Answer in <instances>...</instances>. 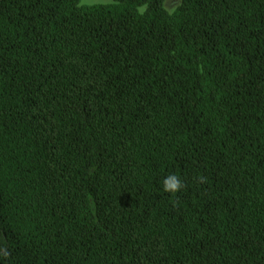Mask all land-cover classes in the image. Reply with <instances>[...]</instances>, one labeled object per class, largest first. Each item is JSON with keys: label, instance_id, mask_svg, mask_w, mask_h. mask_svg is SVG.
Masks as SVG:
<instances>
[{"label": "trees", "instance_id": "1", "mask_svg": "<svg viewBox=\"0 0 264 264\" xmlns=\"http://www.w3.org/2000/svg\"><path fill=\"white\" fill-rule=\"evenodd\" d=\"M81 1L0 0V264H264V0Z\"/></svg>", "mask_w": 264, "mask_h": 264}, {"label": "clouds", "instance_id": "2", "mask_svg": "<svg viewBox=\"0 0 264 264\" xmlns=\"http://www.w3.org/2000/svg\"><path fill=\"white\" fill-rule=\"evenodd\" d=\"M146 5L140 7V11L145 10ZM183 187L181 179L175 175L171 174L165 177L163 181V189L168 192H177Z\"/></svg>", "mask_w": 264, "mask_h": 264}, {"label": "rangeland", "instance_id": "3", "mask_svg": "<svg viewBox=\"0 0 264 264\" xmlns=\"http://www.w3.org/2000/svg\"><path fill=\"white\" fill-rule=\"evenodd\" d=\"M113 0H82L81 4H96V3H107L112 2ZM182 0H179L178 3H175L174 5L169 4V0H165V7L170 11H174L176 7L181 3Z\"/></svg>", "mask_w": 264, "mask_h": 264}, {"label": "snow or ice", "instance_id": "4", "mask_svg": "<svg viewBox=\"0 0 264 264\" xmlns=\"http://www.w3.org/2000/svg\"><path fill=\"white\" fill-rule=\"evenodd\" d=\"M179 2V0H169V4L170 5H174L175 3H178ZM171 56H172V60L173 61H175V59H176V54L175 53H172L171 54ZM159 57L157 56V59H158ZM149 71H151V69H149ZM209 75H211V73H208ZM153 78H155V77H153ZM162 91V93L165 91V90H161Z\"/></svg>", "mask_w": 264, "mask_h": 264}]
</instances>
